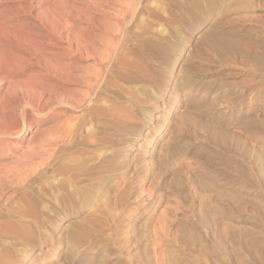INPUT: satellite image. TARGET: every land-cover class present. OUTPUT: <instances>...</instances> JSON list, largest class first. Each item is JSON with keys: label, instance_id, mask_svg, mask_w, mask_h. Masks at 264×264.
<instances>
[{"label": "rangeland", "instance_id": "obj_1", "mask_svg": "<svg viewBox=\"0 0 264 264\" xmlns=\"http://www.w3.org/2000/svg\"><path fill=\"white\" fill-rule=\"evenodd\" d=\"M248 238L264 0H0V264H262Z\"/></svg>", "mask_w": 264, "mask_h": 264}, {"label": "bare ground", "instance_id": "obj_2", "mask_svg": "<svg viewBox=\"0 0 264 264\" xmlns=\"http://www.w3.org/2000/svg\"><path fill=\"white\" fill-rule=\"evenodd\" d=\"M42 7H43V6H42ZM50 9H51V8H50ZM3 64H4V62H3ZM4 68H5V67H4ZM2 69H3V68H2ZM4 70H5V69H3V72H4ZM7 70H8V69H7ZM7 70H5L6 73H7ZM2 75H3V73H2ZM2 77H4V76H2ZM22 78H23V77H22ZM7 79H8V78H7ZM227 228H229V226H228ZM234 231H236V230H233L232 232H234ZM229 232H230V231H229ZM244 234H245V233H244ZM248 235H249V234H248ZM248 235H244V236L247 237ZM244 236H242V237H244ZM253 236H254V235H253ZM251 237H252V236H251ZM251 237H249V238H251ZM249 238H248V242H249V241L252 242V244H251V248L254 250V254H255L256 256L259 255V256L262 258V259L260 260V259H259L260 257H259V258L257 257V258L259 259L260 262L257 261L258 259H257L256 261H257L258 263H262V264H264V239H263V240L261 239V241H259L260 238H259L258 240H251V239H253L254 237L251 238V239H249ZM257 238H258V237H257ZM243 239H244V238H243ZM243 239H242V240H243ZM245 239H246V238H245ZM254 239H256V236H255ZM246 240H247V239H246ZM253 250H252V251H253ZM252 251H251V252H252ZM255 252H256V253H255ZM257 252H258V254H257ZM241 263H243V262H241ZM245 263H247V262L245 261ZM245 263H244V264H245ZM248 263H249V262H248ZM250 264H251V263H250Z\"/></svg>", "mask_w": 264, "mask_h": 264}]
</instances>
